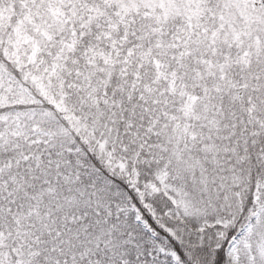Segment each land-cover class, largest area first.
<instances>
[{"label":"snow or ice","instance_id":"snow-or-ice-1","mask_svg":"<svg viewBox=\"0 0 264 264\" xmlns=\"http://www.w3.org/2000/svg\"><path fill=\"white\" fill-rule=\"evenodd\" d=\"M0 264H264V0H0Z\"/></svg>","mask_w":264,"mask_h":264}]
</instances>
